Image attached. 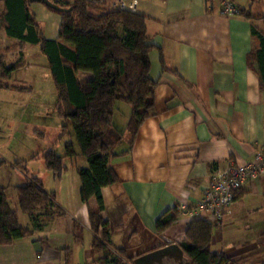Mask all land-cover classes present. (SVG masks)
Masks as SVG:
<instances>
[{"label": "crops", "instance_id": "crops-1", "mask_svg": "<svg viewBox=\"0 0 264 264\" xmlns=\"http://www.w3.org/2000/svg\"><path fill=\"white\" fill-rule=\"evenodd\" d=\"M113 1L103 0L107 7ZM233 1L240 10L252 5V0ZM218 8V0H140L138 5L153 45L149 75L156 82L155 114L140 125L131 150L111 160L119 180L101 189L100 213L112 248L133 259L163 246L161 236L184 241L197 217L176 210V222L161 233L157 218L179 202L195 203L215 172L250 161L264 143V87L257 64L247 62L259 46L251 27L263 32L264 20L241 12L226 18ZM29 9L42 36L57 40L60 15L39 2H30ZM27 45L38 49L36 61H29ZM24 47V65L12 77L37 66L47 70L39 46ZM82 159L72 164L73 182L65 181V171L61 178L53 175V187L43 185L63 215L31 236L0 245V264H116L99 262L92 248L89 207L95 209L96 200L91 197L89 205L80 200L77 168L87 166ZM25 215L23 226H29ZM211 251L238 264H264V176L240 188L224 220L213 223Z\"/></svg>", "mask_w": 264, "mask_h": 264}, {"label": "trees", "instance_id": "trees-1", "mask_svg": "<svg viewBox=\"0 0 264 264\" xmlns=\"http://www.w3.org/2000/svg\"><path fill=\"white\" fill-rule=\"evenodd\" d=\"M52 1L70 8L68 11L49 8L60 15L57 40L42 36L29 9V0H0V30L21 44L39 46L46 58L57 91V108L70 120L79 155L87 162V166L77 168L79 196L87 205L91 197L96 200V208L89 207V219L92 248L100 254L98 261L133 264V258L124 249L112 248L107 224L100 216L104 209L101 189L119 180L111 160L131 150L140 125L155 114L156 82L149 75V53L153 45L147 36L146 17L107 7L103 0H74L71 4ZM260 9L263 11L259 14ZM240 12L248 18L261 16L264 20V0H252V5ZM251 32L259 46L247 54V62L257 64L264 87V31L252 26ZM23 64L24 53H20L12 64L6 63L0 55V89L12 88L9 80ZM79 72L89 75L79 77ZM118 101L131 107L124 127H119L118 119L115 120V103ZM123 142L125 146L116 150ZM77 155L72 145L67 144L63 156L49 150L43 160L46 168L56 178H61L67 169L64 159H75ZM2 163L0 161V165ZM16 164L22 165L26 175L24 183L16 186V192L20 209L28 215L30 223L29 226L20 224L17 210L10 207L5 188L0 185V245H10L15 239L31 236L33 231L44 229L63 215L54 193L47 191L38 177L27 173L25 162ZM176 219L175 208L164 212L155 222L157 233L173 225ZM212 233L213 223L204 218L197 217L189 223L186 238L179 243L189 264H238V260L211 251Z\"/></svg>", "mask_w": 264, "mask_h": 264}, {"label": "rangeland", "instance_id": "rangeland-1", "mask_svg": "<svg viewBox=\"0 0 264 264\" xmlns=\"http://www.w3.org/2000/svg\"><path fill=\"white\" fill-rule=\"evenodd\" d=\"M262 11L260 9L259 14ZM23 50L24 44L8 38L4 30H0V55L6 63L15 62ZM26 50L30 54L29 61H36L38 49L27 45ZM9 83L11 89H0V161H3L0 165V185L5 188L10 207L17 210L20 223L25 225L27 216L20 209L16 186L24 183L26 175L22 165L16 163L25 162L27 173L38 177L44 186L50 188L54 186V179L43 160L47 151L54 150L63 156L67 144H71L77 152L76 159H64L67 182L73 180L75 166L72 167V164L77 162L80 165L83 157L79 155L70 120L64 118L57 108V91L48 69L37 66L33 70L17 71ZM115 111L117 125L124 127L131 107L118 101ZM125 133L124 130V138ZM123 146L124 142L116 146V150ZM34 155L36 157L32 158Z\"/></svg>", "mask_w": 264, "mask_h": 264}, {"label": "built area", "instance_id": "built-area-1", "mask_svg": "<svg viewBox=\"0 0 264 264\" xmlns=\"http://www.w3.org/2000/svg\"><path fill=\"white\" fill-rule=\"evenodd\" d=\"M209 3L212 0H208ZM218 12L223 17H231L240 13L233 0H218ZM140 0H114V9L136 12ZM264 176V143L255 152L252 159L243 164L230 165L224 170L215 172L202 190L199 200L190 204L179 202L176 210L190 217H201L214 224H220L230 212L235 192L245 184Z\"/></svg>", "mask_w": 264, "mask_h": 264}, {"label": "water", "instance_id": "water-1", "mask_svg": "<svg viewBox=\"0 0 264 264\" xmlns=\"http://www.w3.org/2000/svg\"><path fill=\"white\" fill-rule=\"evenodd\" d=\"M29 2H39L55 11H68L70 8L60 6L52 0H29ZM164 245L150 250L133 259V264H189L190 260L185 255L181 246L171 239L161 236Z\"/></svg>", "mask_w": 264, "mask_h": 264}]
</instances>
